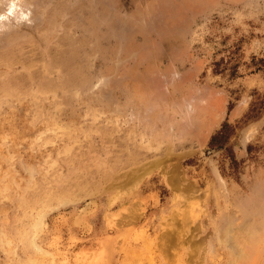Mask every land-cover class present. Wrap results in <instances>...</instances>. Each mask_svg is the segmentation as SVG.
<instances>
[{"label": "rangeland", "instance_id": "rangeland-1", "mask_svg": "<svg viewBox=\"0 0 264 264\" xmlns=\"http://www.w3.org/2000/svg\"><path fill=\"white\" fill-rule=\"evenodd\" d=\"M164 1L145 60L83 29H155L150 4L0 0V264H264V0Z\"/></svg>", "mask_w": 264, "mask_h": 264}, {"label": "bare ground", "instance_id": "bare-ground-1", "mask_svg": "<svg viewBox=\"0 0 264 264\" xmlns=\"http://www.w3.org/2000/svg\"><path fill=\"white\" fill-rule=\"evenodd\" d=\"M103 0H96V3H97V9L99 12H104V9H103ZM116 1V0H115ZM134 1V0H132ZM140 4L142 5L141 7L142 8H145L143 5L144 4H150L148 6H151L152 7V10H151V13H152V18L157 21V26L155 29H152V30H149L148 27L147 29L145 28V26H142V27H137V30L134 32V36H132L131 34L129 35H124L122 34L121 32V28L124 29L122 26L118 25L117 27V22H110V21H107L108 25L106 26L107 29H110L108 31H103V30H99L97 28V25L98 22L100 19V14L97 13V14H91L89 19L86 20V22H89V24L85 25L84 29H83V32L85 33V36L83 35V39L85 38H90L92 40H95V42L98 44L97 47H95V50L97 52H100L102 54H120L121 56H125L126 57H132V56H137V57H144L145 60H147V57H149L151 54L153 55H158L160 54L161 52H163L165 50V52L170 49L168 47H164V50L163 48L161 49L157 44L156 46H150L151 43L153 41H156L157 39H161V41H163L167 31H168V26L170 25H174L177 23L178 19L176 18L178 16V13H177V16L174 18V14L172 12V10L170 9V6H169V2H165L164 0H139ZM80 4L82 5V2L81 0H79ZM155 2H158L157 5H154ZM107 3V2H106ZM77 4V3H76ZM65 7H68L66 5H64ZM74 6H78V5H74ZM110 6V5H109ZM182 6V5H181ZM108 7V6H107ZM78 8V7H77ZM116 8V7H115ZM120 9V6H118L117 4V9ZM177 8V7H175ZM109 9V8H108ZM85 9H83L84 11ZM92 11V10H91ZM93 12V11H92ZM90 12V13H92ZM109 13V12H108ZM116 14V13H115ZM45 15V14H44ZM108 15V14H107ZM124 15V14H123ZM151 18V17H150ZM45 19V18H44ZM85 19V18H84ZM114 19V18H113ZM116 19V17H115ZM83 20V19H82ZM112 20V19H111ZM180 20V19H179ZM71 22V21H70ZM64 24V23H63ZM105 24V23H104ZM69 26V25H68ZM73 26V25H72ZM121 27V28H120ZM174 27V26H173ZM66 28V26H65ZM127 28V27H126ZM170 28V27H169ZM128 29V28H127ZM126 29V30H127ZM69 30V29H68ZM67 30V31H68ZM73 33V32H72ZM71 33V34H72ZM127 34V33H126ZM173 34V33H172ZM65 36V35H64ZM132 36V37H131ZM67 37V35H66ZM73 37V36H72ZM63 38V36H62ZM78 38V37H77ZM76 40H81V39H76ZM46 43V42H45ZM68 43V42H67ZM106 43H109V45H104ZM28 45V44H27ZM66 45V43H65ZM27 49V48H26ZM56 50V49H55ZM59 53H62L61 55H63L62 57H64V60H65V65L70 67L71 70L74 72H81V68L80 66L77 64L78 61H77V56L79 53H81L82 51L84 52H87V53H91L92 50L89 49V48H80V46H66L65 48H59ZM155 53V54H154ZM66 54V55H65ZM82 57V56H81ZM81 60V59H80ZM119 64V63H118ZM156 69V68H155ZM83 72V71H82ZM145 78H147L146 76H144ZM156 79L157 81L159 79L157 78H154ZM173 79V78H172ZM73 80H76L75 78H68L67 82L70 83V82H73ZM27 81V80H26ZM175 81H179L178 79H175ZM174 81V82H175ZM181 83V82H180ZM181 85V84H180ZM18 91V90H17ZM168 94V92H167ZM166 94V95H167ZM175 94V93H174ZM141 96L144 97V94H141ZM172 96H173V93H172ZM171 96V97H172ZM178 96V94H177ZM158 97V96H157ZM166 97V96H165ZM175 97V96H174ZM147 98V97H146ZM169 99V98H168ZM155 100V99H153ZM164 100V99H163ZM176 102V101H175ZM160 104V103H159ZM176 104V103H174ZM39 106V105H38ZM160 106V105H159ZM162 106V105H161ZM157 110H155L156 112ZM188 113V112H187ZM189 119L187 120V123L186 124H183V128L182 126H180L179 128L182 129L183 132H190L192 130V127H193V130L191 131L192 134H194L196 131H202L205 129V122L203 119H201V117L199 116H189L188 117ZM168 120V119H167ZM172 124V123H171ZM165 126V125H164ZM171 126V125H169ZM167 128V127H166ZM165 128V129H166ZM163 131V129H162ZM181 131V132H182ZM182 132V133H183ZM206 132V131H205ZM180 133V132H179ZM202 135L204 133H201ZM184 135V134H183ZM191 136V135H190ZM198 138V137H197ZM69 154V153H68ZM53 155V154H52ZM66 157V156H65ZM46 159V158H45ZM165 160V159H164ZM157 161V160H155ZM161 162V161H158V163ZM162 163V162H161ZM152 164V162H151ZM157 165V164H156ZM159 165V164H158ZM169 165V164H168ZM151 166V165H149ZM174 166V165H173ZM172 166V167H173ZM172 169V168H171ZM170 169V171H171ZM148 170V167H142V168H138V170L136 171V173L134 174V176H132V181H137L139 180V178H142V173L144 171H147ZM176 170H178V168H176ZM168 171V172H170ZM179 171V170H178ZM178 171H171V174L168 176L167 174V177L169 178L170 177V180L172 182V186H175V187H179L181 188V184L182 183V179L181 177L179 176V172ZM41 181V180H40ZM103 181V180H102ZM191 184V183H190ZM184 185V184H183ZM182 185V188L181 190L183 189L184 190V187ZM188 186H186L185 188H189L191 187V189H195L193 188V186L187 184ZM194 185V184H193ZM174 187V188H175ZM178 190V189H177ZM185 191V190H184ZM187 191V189H186ZM185 191V192H186ZM189 192V191H188ZM51 193V192H50ZM42 194V193H41ZM181 196V195H180ZM184 197V195H183ZM39 199V198H38ZM186 202V201H185ZM60 204V203H59ZM90 205V204H89ZM93 206V205H92ZM186 206V205H185ZM89 206H87L86 208L83 209L82 213H78L79 215H77V218H76V221L83 224V225H86L88 228L91 227L90 223L87 222V219L85 217V214L87 213L88 210H90L88 208ZM91 207V206H90ZM189 207V206H188ZM96 209V207H95ZM93 212V211H92ZM133 216V215H132ZM76 217V216H74ZM130 217V216H129ZM180 217V216H179ZM40 219V217H39ZM132 219V218H131ZM43 222V221H42ZM116 223V222H115ZM120 223V222H119ZM42 224V223H41ZM40 224V225H41ZM81 226V225H80ZM34 227V226H33ZM176 228H179L176 226ZM168 230V229H167ZM171 230V229H170ZM178 230V229H177ZM180 230V229H179ZM169 231V230H168ZM184 232V231H183ZM189 235V234H188ZM193 239V238H192ZM171 240V239H170ZM169 241V239H168ZM183 244V243H182ZM193 244V243H192ZM200 244V243H199ZM201 245V244H200ZM161 246V245H160ZM193 248V246H192ZM14 249V248H13ZM178 249V248H177ZM175 250V249H174ZM176 251V250H175ZM165 253V251L163 252ZM169 253V251H168ZM170 253H171V250H170ZM169 253V254H170ZM196 253V252H195ZM174 254V253H173ZM165 255V254H164ZM176 255V254H175ZM168 256V255H167ZM196 257V256H195ZM169 258V256H168ZM169 260V259H168Z\"/></svg>", "mask_w": 264, "mask_h": 264}]
</instances>
